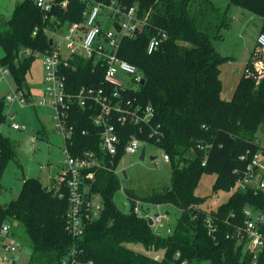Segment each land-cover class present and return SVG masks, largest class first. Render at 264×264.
Segmentation results:
<instances>
[{
	"label": "trees",
	"instance_id": "obj_1",
	"mask_svg": "<svg viewBox=\"0 0 264 264\" xmlns=\"http://www.w3.org/2000/svg\"><path fill=\"white\" fill-rule=\"evenodd\" d=\"M117 1L123 9L135 8L138 19L137 30L122 36L119 57L137 67L144 81L125 96L150 105L154 111L149 126L128 124L119 130L122 145L137 137L168 155L171 186L146 197L128 192L132 202L130 211L125 213L114 201L123 174L97 171L90 195L101 196L103 209L96 219L86 223L80 237H74L67 230V194L59 197L66 188L58 189L57 184L45 187L39 178H28L15 200L0 201V232L4 224L11 230L15 222L20 224L32 246L28 264H171L176 262L177 253V262L189 264H264V255L254 262L243 254L237 239L228 238L243 224L245 207L264 208V191H237L216 210L207 209L206 198L196 195L205 174L217 175L214 193L230 192L260 149L255 140L264 124V65L261 73L255 68L260 60L258 46L247 64L251 74L241 77L233 99L226 101L221 95L220 75L222 63L229 58L216 50L213 40L223 38L221 31L227 19L211 1ZM229 1L261 18L259 34H264V0ZM98 2L109 4L111 0H70L67 10H56V14L64 24L80 23L84 11ZM193 4L197 6L191 11ZM50 22L44 21L34 0H23L16 5L10 20L0 25V48L4 51L0 63L9 69L18 89L27 97L26 74L35 55L21 57L20 52L51 51V38L44 31L45 26H53L54 22ZM103 26L108 28L107 23ZM158 33L166 34V39L149 54V43ZM72 65L67 71L71 91L82 86H105L103 66L94 67L82 58H75ZM4 106V100H0V188L8 164L17 156L14 142L1 132L7 120ZM93 114L88 109H73L74 156L100 151V130L92 121ZM155 130L157 134L150 138ZM122 158L123 151L112 169ZM137 200L179 208L181 215L173 230L167 235L155 232L149 218L136 212ZM208 220L216 229L211 235ZM128 244L164 253L157 258L130 249Z\"/></svg>",
	"mask_w": 264,
	"mask_h": 264
},
{
	"label": "built area",
	"instance_id": "obj_2",
	"mask_svg": "<svg viewBox=\"0 0 264 264\" xmlns=\"http://www.w3.org/2000/svg\"><path fill=\"white\" fill-rule=\"evenodd\" d=\"M34 2L42 13L44 21L49 19L54 22H50L52 27L45 26L44 31L48 35L52 34L64 39L62 47L51 39L53 49L43 53L45 87L35 105L51 109L55 128L65 139V147L62 149L65 156V168L57 185L58 189L66 188V193L61 191L59 197H65L67 194L69 202L67 230L74 237H80L86 223L96 219L103 209L101 196L90 195V184L95 180L96 172L110 170L117 175H122L119 170L120 162L116 168L112 169L120 152L123 151V156L134 155L145 143L137 137H132L123 146L119 130L128 124L149 126L154 117V111L150 105L144 106L136 99L125 96L128 91H136L143 79L137 67L122 60L118 54L122 36L137 30L138 19L135 8L123 9L117 0H111L109 4L98 2L90 5L83 13V22L64 24L58 18L56 10L65 12L70 0H34ZM103 20L108 24V28L103 26ZM113 22L121 26L120 32L113 27ZM64 25H68L66 33L58 34L57 31ZM35 30L37 32L38 29ZM164 39H166L164 33L154 35L149 43L148 53L151 54L157 49ZM257 46L264 54V34H259ZM33 54L30 50L23 52L24 56ZM75 58L89 61L94 67L103 66L105 86H82L71 91L67 71L72 69ZM120 72L130 77L132 87L120 79ZM246 72L251 74L249 70ZM7 75H9V69L3 67L0 83ZM5 100L20 104L28 102L27 95L22 90L8 94ZM78 107L94 112L92 121L100 130V151L98 152L87 151L80 156H74L71 152L76 131V125L72 123V112ZM14 117L15 114L12 119ZM12 128L18 130L19 126L14 123ZM83 134L86 132L84 131ZM154 134H157V130L149 137L151 138ZM255 143L260 146V149L252 156L249 165L239 176L235 186L231 188L233 193L248 189L255 192L264 191V147L260 145L259 139H256ZM164 158L169 160L168 155H164ZM235 173L239 175L237 171ZM135 210L140 216L148 218L147 214L141 215V209ZM164 219L166 218L157 214L152 221L153 224L162 226ZM207 225L209 234H213L216 229L213 228L210 220L207 221ZM9 234L10 226L4 224L0 232V244L5 254H13L18 249L16 240L9 237ZM2 237L6 240H2ZM229 237L237 239L243 254L256 262L260 256L264 255V208L245 207L243 224L236 228L235 234H228ZM179 256L177 253L176 262L171 264H189L187 261L177 262ZM3 259H6L5 255ZM3 259L0 257V261Z\"/></svg>",
	"mask_w": 264,
	"mask_h": 264
},
{
	"label": "rangeland",
	"instance_id": "obj_3",
	"mask_svg": "<svg viewBox=\"0 0 264 264\" xmlns=\"http://www.w3.org/2000/svg\"><path fill=\"white\" fill-rule=\"evenodd\" d=\"M21 1L0 0V12L7 19L11 15L16 2ZM209 1L220 13L225 14L227 19V25L221 31L223 38L214 39L213 44L220 54L229 58V60L222 63L220 78L222 98L231 101L241 77L248 74L246 72L248 69L247 64L252 52L257 47L262 19L251 12L231 5L229 0ZM196 6V4H193L191 11H194ZM104 24L106 25L105 20H103ZM67 26L64 25L57 33L65 34ZM49 37L61 47L64 44V39L56 35L49 34ZM25 51L24 49L21 50V57H23ZM258 51L260 52V60H257L255 68L261 73L262 65H264V55L261 50ZM34 55L35 59L26 74V85L29 91L26 104L9 103L5 100L8 94L19 90L10 73L0 83V100L5 102L4 110L7 115V120L2 125L1 132L14 142L17 152L16 158L8 164L1 181L0 201L3 203L15 200L22 189L24 180L28 178H39L45 187H54V179L56 178L58 181L65 168V156L62 151L65 147V139L58 134L55 128L52 111L49 108L35 105L45 87V67L43 53H34ZM3 56L4 51L0 48V60ZM2 69L3 66L0 63V77ZM251 71L252 69H250ZM119 77L127 85H132L127 74L120 72ZM14 114L15 117L12 119ZM14 123L19 126L18 130L12 128ZM257 139H259L260 145L264 147V135L258 133ZM143 146H145V159L141 160ZM164 155V152L155 145L144 143L136 154H125L123 156L119 164V170L121 173L125 171L127 177H121V187L114 196V201L122 212L127 213L131 208L132 201L127 196L128 192L146 197L153 193L162 192L165 188L171 186V163L169 160H165ZM216 178L217 175L215 174L203 175L196 189L197 196L206 198L204 205L209 210H216L233 194V191L214 193L213 184ZM138 201L136 202V209L142 210L141 215L145 216L147 214L148 218L153 219L157 214H160L166 218L162 221V226L157 223L152 225L155 232L167 235L173 230L177 219L181 215L179 208L173 204L157 205ZM11 233L18 244V249L13 254H5L0 244L1 259L4 255L6 256V259L1 260L0 264H28L32 254V246L18 222L13 224ZM127 247L137 252L148 253L154 257L163 256L162 250L147 251L140 244H128ZM15 256L18 257V260H14Z\"/></svg>",
	"mask_w": 264,
	"mask_h": 264
},
{
	"label": "water",
	"instance_id": "obj_4",
	"mask_svg": "<svg viewBox=\"0 0 264 264\" xmlns=\"http://www.w3.org/2000/svg\"><path fill=\"white\" fill-rule=\"evenodd\" d=\"M112 24H113V27L117 30V32L121 31V26L117 22H113ZM50 43L52 44V40L50 41ZM142 83H144V81H142ZM259 133L264 135V125H261V127L259 128ZM140 159L141 160L145 159V147L142 148ZM122 174L124 177H127L125 171H123ZM149 224L153 225V221L151 218H149Z\"/></svg>",
	"mask_w": 264,
	"mask_h": 264
},
{
	"label": "crops",
	"instance_id": "obj_5",
	"mask_svg": "<svg viewBox=\"0 0 264 264\" xmlns=\"http://www.w3.org/2000/svg\"><path fill=\"white\" fill-rule=\"evenodd\" d=\"M21 1V0H20ZM23 1V0H22ZM18 3H20V2H16V4H15V7H16V5L18 4ZM15 7H14V9H15ZM14 9H13V11H14ZM13 11H12V13H13ZM12 13H11V15H9L8 16V18L6 19V17L4 16V14H2L1 12H0V25H3L5 22H7L8 20H10V18H11V16H12ZM261 28V27H260ZM43 91V90H42ZM54 184L56 185L57 184V180H56V178L54 179ZM9 237H12L13 238V236H12V233H11V229H10V234H9ZM2 240H6V239H4V237H2L1 238ZM163 251V250H162ZM164 253V252H163ZM157 258H161V256H158ZM18 260V257L17 256H15L14 257V260Z\"/></svg>",
	"mask_w": 264,
	"mask_h": 264
}]
</instances>
